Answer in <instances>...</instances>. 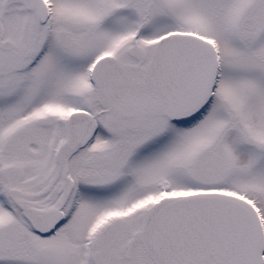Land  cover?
<instances>
[{"label": "snow or ice", "instance_id": "obj_1", "mask_svg": "<svg viewBox=\"0 0 264 264\" xmlns=\"http://www.w3.org/2000/svg\"><path fill=\"white\" fill-rule=\"evenodd\" d=\"M0 264H264V0H0Z\"/></svg>", "mask_w": 264, "mask_h": 264}]
</instances>
